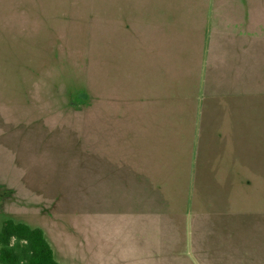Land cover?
<instances>
[{"label": "rangeland", "instance_id": "rangeland-1", "mask_svg": "<svg viewBox=\"0 0 264 264\" xmlns=\"http://www.w3.org/2000/svg\"><path fill=\"white\" fill-rule=\"evenodd\" d=\"M200 3L0 0V227L6 218L40 227L60 264H264V48L249 99L255 116L241 117L248 125L236 133L235 156L248 164L233 181L201 173L202 159L231 157L232 148L204 149L197 113L191 152L165 156L187 162L186 173L173 164L163 177L166 197L146 201L136 172L121 171L103 201L88 197V163L103 167L106 142L121 147L119 163L138 164L135 124H123L124 139L105 135L110 76L119 96L158 89L160 78L140 81L156 69L158 33L190 37ZM175 88L193 96L184 110L201 108L200 81Z\"/></svg>", "mask_w": 264, "mask_h": 264}, {"label": "crops", "instance_id": "crops-1", "mask_svg": "<svg viewBox=\"0 0 264 264\" xmlns=\"http://www.w3.org/2000/svg\"><path fill=\"white\" fill-rule=\"evenodd\" d=\"M256 4L262 6L264 0H201L199 18L190 37L185 32H169L170 29L166 33H158V36L163 33V44L157 48L156 69L152 71V77L140 80L145 85L150 79L160 78L158 89L151 91L145 88L146 85L137 86L135 96L133 93L128 97L122 93L119 96L114 91V75L110 73L105 91V135L108 136L109 131L114 140L124 139L123 124H135L139 158L136 169L135 164H121V147L114 144L117 142H106V152L108 149L113 151L104 156L103 167L100 168L99 163L94 167V161L89 160L88 163L90 201L93 198L94 201L97 199L96 203L101 202L104 195L111 193L112 178L118 176V171L133 179L136 172V181H140L142 197H147L146 201L153 196L166 197L164 178L173 176L176 171L173 164H177L179 159L170 161L165 156L169 154L173 158L178 149L191 152V118L197 113L203 116L200 121L205 131V139L201 143L203 148H218L219 152L232 148L231 157L222 155L221 158L202 159L201 173L212 172L218 174L219 179L234 180L240 172L238 166L244 162L240 163L244 159L234 153L240 145L239 134L236 133L241 132L240 124L248 125V120H240L241 117L249 118L252 112L255 116L249 99L255 93L257 48H264V7L256 8ZM159 67L163 69L159 71ZM199 81L205 92L201 108L192 105V110H184V99L192 100L193 96L187 97L180 88L176 92L175 86H194ZM215 138L218 142H213ZM186 163L177 164L180 172L186 173ZM245 163L248 164L246 161L243 165Z\"/></svg>", "mask_w": 264, "mask_h": 264}, {"label": "trees", "instance_id": "trees-1", "mask_svg": "<svg viewBox=\"0 0 264 264\" xmlns=\"http://www.w3.org/2000/svg\"><path fill=\"white\" fill-rule=\"evenodd\" d=\"M0 264H60L40 227L6 218L0 227Z\"/></svg>", "mask_w": 264, "mask_h": 264}]
</instances>
